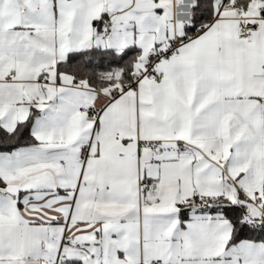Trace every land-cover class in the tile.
Instances as JSON below:
<instances>
[{
	"label": "snow or ice",
	"instance_id": "6c2138e0",
	"mask_svg": "<svg viewBox=\"0 0 264 264\" xmlns=\"http://www.w3.org/2000/svg\"><path fill=\"white\" fill-rule=\"evenodd\" d=\"M0 264H264V0H0Z\"/></svg>",
	"mask_w": 264,
	"mask_h": 264
}]
</instances>
